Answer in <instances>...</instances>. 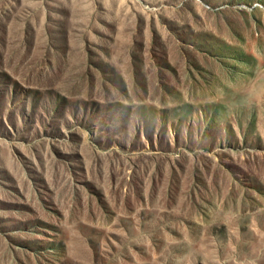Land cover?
<instances>
[{"label": "rangeland", "instance_id": "obj_1", "mask_svg": "<svg viewBox=\"0 0 264 264\" xmlns=\"http://www.w3.org/2000/svg\"><path fill=\"white\" fill-rule=\"evenodd\" d=\"M0 264H264V0H0Z\"/></svg>", "mask_w": 264, "mask_h": 264}]
</instances>
